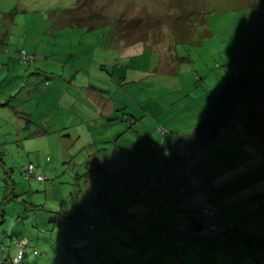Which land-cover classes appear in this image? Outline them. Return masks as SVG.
I'll return each instance as SVG.
<instances>
[{
	"label": "rangeland",
	"instance_id": "obj_1",
	"mask_svg": "<svg viewBox=\"0 0 264 264\" xmlns=\"http://www.w3.org/2000/svg\"><path fill=\"white\" fill-rule=\"evenodd\" d=\"M94 1L81 0L86 3L77 9L104 15L100 23L130 21L128 28L138 35H118V43L128 48H106L111 44L109 24L87 31L69 19V26L57 29L54 12L77 7L78 0H0V17L17 13L8 25L3 17L0 23L1 41V33L9 32L2 56L17 60L11 68H0V105H8L0 107V202L3 195L8 200L1 208L0 264H10L12 237L28 239L29 250L38 251L37 257L28 254L26 263H72L75 252H66L56 238L65 228L50 224L54 214L66 217L83 211L95 217L107 215L105 207L131 214L126 226L139 237L182 250L181 264H264V244L249 233L225 231L226 245L205 250L176 234L177 217L190 215L205 225L208 221L198 211L203 202L221 204L222 197L230 195L248 198L249 206L261 204L262 221L254 228L263 226L264 238V194L259 193L264 192V49L259 46L264 45V0H122L125 7L118 1L119 8L112 0ZM19 48L40 58L22 63ZM150 51L173 66V53L188 61L171 69L162 60L155 68L158 58ZM54 52L56 57L49 55ZM241 73L253 91L241 98L218 139L201 144L189 115L201 116L205 105ZM258 75L262 79L253 80ZM98 85L110 91L111 102L118 105L115 116H104L108 106L91 102L89 88ZM242 105L250 112L247 122L236 119ZM128 117L134 118L131 124ZM159 128L173 132L177 141ZM175 130L194 137L178 136ZM195 140L207 147L203 157H191ZM171 146L175 154L164 150ZM222 155L220 160L227 163L218 159ZM164 160L172 165L163 168ZM29 165L44 182L23 176ZM233 168L224 188L201 186L202 176L207 179L214 171ZM200 174L196 186L192 181ZM189 199L198 209L180 212ZM229 218L226 213L227 223ZM96 226L94 232L90 220L79 226L80 237L89 235L75 243L81 248L76 254L79 264H145L137 251L119 244L113 232Z\"/></svg>",
	"mask_w": 264,
	"mask_h": 264
},
{
	"label": "trees",
	"instance_id": "obj_2",
	"mask_svg": "<svg viewBox=\"0 0 264 264\" xmlns=\"http://www.w3.org/2000/svg\"><path fill=\"white\" fill-rule=\"evenodd\" d=\"M80 1L81 0H78L79 5L77 7H73L71 9H65V10H57V12L55 11V15H58V12H60V14H62L63 20L66 18H69L71 22L77 21L76 22L77 27H86L87 31H92L95 28H99L100 25L106 24V23H100L99 22V21H103L104 15L99 14V13L93 15V14L85 12L84 10L77 9L86 3V2L80 3ZM98 1L99 0H95L93 3H95V2L97 3ZM16 14H17L16 11H11V12H8V13L2 15V17L4 19L9 20V19L13 18L14 16H16ZM86 14H90V17H88ZM77 17L79 19L75 20ZM98 18H101V19L98 20ZM128 23H130V21H125V20H121V19L115 21V23L113 24L112 27L114 29V35H115L116 39L120 38L118 35L122 36V38H125V37H128L130 34L138 33V32H136L135 28H133V29H131V27L128 28V26L130 25ZM133 23H135L134 24L135 27L139 28L138 22H133ZM66 26H69V24H67ZM63 27H65V26L63 25ZM127 31H128V34H127ZM204 33L206 34V32H204ZM8 34H9V32L7 29H5L4 33H1L2 41L0 40V47L6 48L7 43H8V37H9ZM259 46L261 49H264V45L261 44ZM171 50H172V48H171ZM21 52H24V51L23 50L19 51L18 52L19 56H20ZM172 57L175 58L176 62L188 61V59L186 57H176L175 53H173ZM241 77H245L249 80L247 75L244 73H241L238 78H241ZM262 77L263 76L258 75L257 78H253V80L262 79ZM251 91H253V87H252ZM210 103H211V101L209 103H207L206 108ZM5 106H8V105L7 104H4L3 106L0 105V107H5ZM245 111H243V105H242V109L239 112V114L236 115L237 116L236 119L247 122L246 117H249L250 112L247 110H245ZM235 114H236V112H235ZM250 119L251 118H249V121H250ZM231 122H232V119H231ZM26 123L27 124L30 123L29 119L26 120ZM240 124L242 125V129L244 131L248 129V127L244 126L243 123H240ZM158 132H160L162 135L164 134V135H170L171 137L173 136L172 132H166L162 128H159ZM262 141L264 142V135L263 134H262ZM201 144H205V143H201ZM164 150H170L169 154H175L176 153L175 148H173V146L168 147V148H164ZM189 154H190L189 152H187V153L184 152L183 156L188 157ZM174 157H175V155H174ZM29 167H31V174L30 175L26 173V170ZM34 170H35V168L32 165L25 167L23 169V176L26 177L27 179L35 178L38 182H44L45 178L43 176H35ZM39 178H41V180H39ZM7 202H8L7 198H5V195H3L2 201L0 202V217L2 219L4 216H3V212H2L1 208ZM208 206L220 207L218 205H211V204L207 205V207ZM207 207H204L200 211V216L203 219L208 221V223L203 225V227L214 226L210 222H212V220L215 219L216 217H220V218L224 219L222 217L224 213L221 216H214L212 219H208V218L203 217L202 211ZM105 209H106L107 215H103L101 213L100 215L95 216V217H90L88 213H83V211H78L76 214H69L70 216H66V217H64L65 213H55L54 214L55 221L54 222L51 221L50 224L54 225V227L55 226L62 227V230L65 228L64 233L62 234V232H63L62 231L61 233L57 234L56 238L61 239L63 241L62 242L63 247H64V250L66 252L67 251L68 252L69 251L75 252V258H74V260L72 259V263H69L68 259H66L65 260L66 264H79V259H78V256L76 254H77L78 250H80L81 248H75L76 247L75 243L78 240L86 239L87 236H89V235L86 234V235H82L80 237V235L77 234V231L79 230V226L81 225L82 222H88L89 220H90L91 232H94L97 230L96 224H99L102 227L101 232H106V231L107 232L108 231L113 232L114 238H116L118 240L119 244L124 245L126 247H129V248L137 251L139 254V258L145 259V264H173L174 261H177V264H181V263H179V260L184 255V252L182 250H176L174 248H171L170 245H166V246L162 247L161 245L154 244L153 242H150L145 238L139 237L136 233H134L133 230L129 229L126 226V222H128L130 219H132L131 214L119 212L116 209H110L108 207H105ZM192 218H194V217H192ZM101 221L106 223V225L105 224L101 225V223H100ZM197 221L194 223H196L197 227H199L201 222L199 219H197ZM3 222L4 221L1 220L0 225ZM229 224H233L235 228L229 229L228 228ZM110 225H112L116 228L113 230V229L109 228ZM247 226H250L253 229V231H251V232L244 231L243 228H245ZM214 227H216V226H214ZM216 229L218 230V234H217L216 238H214V239L203 237V236L198 235V234H189L188 236H186L183 239H189V240L195 242L197 245L202 247L203 250H205L207 248L216 247L217 244H221V243H223V244L225 243L224 245H226V243H228V241H226V238H225L226 235H224V233H220V230L217 227H216ZM233 230L241 231L244 233H249V235L252 238H254L258 243H260L261 245L264 244V238H263V233H262L263 226H260L258 229H256V228H254V225L252 223H249L246 221L245 222L237 221V222H230V223L226 222V230L225 231H233ZM195 231H197V228H195ZM74 233L77 235H74ZM257 233H258V236L256 235ZM124 237H127V239H124ZM203 241H207L208 244L203 243ZM67 242H70V244H67ZM88 245H91V243H88ZM88 245H86V247H88ZM0 246H1V248H3L2 244H0ZM10 247H11V249L9 250V256L11 257V259H9L10 264H23L24 262H25V264H33L32 262L30 263L29 261H27V263H26V258L28 256V254L32 255L33 257L39 256V253L35 248L29 250V248L31 247L30 243H29L28 239H26L24 237H22L21 239H18L17 237H12ZM11 252H12V256L10 255ZM1 264H3V263H1ZM4 264H5V262H4ZM53 264H55V261H53Z\"/></svg>",
	"mask_w": 264,
	"mask_h": 264
},
{
	"label": "crops",
	"instance_id": "obj_3",
	"mask_svg": "<svg viewBox=\"0 0 264 264\" xmlns=\"http://www.w3.org/2000/svg\"><path fill=\"white\" fill-rule=\"evenodd\" d=\"M107 0H102V2L104 3V2H106ZM113 2H117V4H118V6H117V8H119L120 7V3L118 2V1H121L122 3H123V5H124V2L122 1V0H112ZM133 1H135V0H133ZM19 2V1H18ZM108 2V1H107ZM136 3H139V2H137V1H135ZM164 2H166L167 4H168V0H164ZM167 4H166V6H167ZM18 5H19V3H18ZM151 5H152V3H151ZM124 7H125V5H124ZM56 12H57V10H56ZM6 14V13H5ZM54 16L57 18H54V22H55V26H57V29H63V25L64 26H66L67 25V21H69V18H66V19H64L63 20V18H62V14H60V12H58V15H55V12H54ZM12 19V18H11ZM77 19H79L78 17L75 19V20H77ZM9 22H10V19H9V21H7L6 23H7V25L9 24ZM0 23H1V25H2V23H3V21H2V15H1V17H0ZM115 22H111V21H108V22H106V24H109V25H111V28H109L108 30H109V32L107 33V38H108V40L110 41V43L111 44H109L106 48H112V49H126V48H128V46H125V45H123V44H119V43H122V40L120 39V40H118V39H116L115 38V35H114V29H113V24H114ZM0 25V26H1ZM138 34L136 33V34H130L129 36L130 37H133V36H137ZM128 36V38H130ZM127 38V37H126ZM114 42H116L115 44H114ZM119 42V43H118ZM7 46H8V44H7ZM19 50L21 51V50H23L24 51V53H25V56H26V58L27 59H29L28 60V62L33 58V57H29L26 53H27V51L25 50V49H23V48H19L18 49V51H17V54H18V52H19ZM7 52V54H13L12 52H10V50H7L6 51ZM146 52H148L147 51V49H146ZM150 54H156V56H157V61H156V66H155V68H158V63L160 64L161 62H162V60H163V55H161L160 53H158V52H152V51H150L149 52ZM2 54H3V48L2 47H0V68H2V66H4V64H6V65H8L7 66V68H11V66H10V63L11 64H13V63H17L16 61V58H4L3 56H2ZM125 54H127L126 52H125ZM14 55V54H13ZM19 55V54H18ZM49 55H52V56H54V57H56L57 55H56V53L54 52V53H52V54H49ZM48 55V56H49ZM158 55H160V57L158 56ZM31 56H33V55H31ZM35 58H40V57H36V56H34ZM49 57H51V56H49ZM35 58H33V59H35ZM44 58H46V57H44ZM160 59V60H159ZM173 60H175V58H173ZM123 61V60H122ZM159 61V62H158ZM164 61H165V59L163 60V63H164ZM22 63H25V62H22ZM102 66H101V68H102V70H105V68H107V66L105 65V64H107V63H105V61H102ZM16 65V64H15ZM163 65H166V68H174V66H177L178 67V64H177V62L176 63H174V66L173 65H171V64H167V63H164ZM171 65V66H170ZM20 67L22 68L23 66H19V69H20ZM166 73V72H165ZM75 78V77H74ZM87 87H85V89H86ZM90 91L88 92V94L89 93H91L90 94V98H91V102L93 103V104H95L96 106H100V107H102V108H104V107H106V106H108V110L110 111L109 112V114L108 115H106V114H104V116H108V117H111V116H115V113H116V110H117V108H118V105H116L115 104V102H111V98H109V96H110V91L109 92H107V91H105L103 88H101V86H99L98 85V87H94V86H91L90 88ZM207 105V104H206ZM206 105H205V107H204V109H203V112H205V110H206ZM197 115V116H196ZM200 115V113L199 112H197V113H195V116L193 117V115H192V117H191V115H189V119H190V125L191 126H193L195 123H196V125L200 122V120H202L203 118H204V113H202L201 114V116H199ZM199 117V118H198ZM124 120V118L122 117V121ZM157 119L155 118V122H157L156 121ZM132 121H134V118L133 117H128V124L130 123L131 124V122ZM194 122V123H193ZM92 123L93 124H97L98 123V120L97 119H93L92 120ZM193 124V125H192ZM195 125V126H196ZM175 133L178 135V136H181V137H188V138H190V139H192L194 136H193V134H189V135H186V134H184V133H182L181 131H178V130H175ZM172 134H173V132H172ZM174 136V135H173ZM170 138H171V140L172 141H177V139H174L173 137H171L170 136ZM195 144H194V147H193V149L195 150V152L191 155V157L194 155V156H197L199 153L201 154V157H203L204 156V154H207V152H206V150H207V147L204 145V146H198L199 145V142L198 141H196L195 140ZM160 143H162V144H164L165 145V141L162 139V141H160ZM176 144H178L177 142H176ZM224 156H226V155H222V156H220L218 159L220 160V159H222ZM192 158H195V157H192ZM185 161H186V159H185ZM221 162H223V163H227V161L224 159V160H220ZM229 164H231V165H233V163H229ZM170 165H172V162L171 161H166V160H164V163H163V168H165V167H167V166H170ZM234 170H236V168H233V169H231V170H219V171H214V174H213V176L212 177H208L207 176V179H204V177L200 174L199 176H202V179H203V181L201 182V186L202 185H214L215 187H217L218 189H221V188H224L225 187V185H226V183L228 182V176L230 175V174H232V173H234ZM198 174V173H197ZM245 174H246V171H245ZM211 179H212V181H211ZM158 187L159 186H157V189H158ZM204 190H205V188H204ZM260 194H264V192H259ZM187 194V193H186ZM217 194V193H216ZM188 195H189V193H188ZM257 199H260V198H257ZM233 200L235 201L234 203H233ZM249 199L248 198H245V199H241V200H237V199H235L233 196L232 197H230V195H228V196H224V197H222V199L220 200L222 203L220 204H217V203H210V202H203V204H202V206H201V208L198 210L199 211V213H200V211L204 208V207H207V205H218V206H220L221 208H223V211H224V214H223V218H224V216L226 215V213H229V216H230V222H237V221H239V219L240 220H243V221H246V222H249V223H252L254 226H256V225H258V224H260L261 223V221H262V215H261V213L258 211V208L260 207V205L261 204H259V205H255V203H252L250 206L247 204V203H245L246 201H248ZM245 203V204H244ZM198 208H196L195 206H194V203H193V200H185V201H183L182 202V207H181V209H180V212H186V213H188V211H194V210H197ZM188 220V221H193V222H196L197 221V219L196 218H192V217H190V215L189 216H180V217H178V219H177V221L178 220ZM217 221V222H216ZM198 222V221H197ZM208 223V222H207ZM211 224H213L214 226H216L219 230H220V233H223V232H225V230H226V220L225 219H222V218H220V217H216L215 219H213V221L212 222H210ZM200 225H202L201 223H200ZM203 226V225H202Z\"/></svg>",
	"mask_w": 264,
	"mask_h": 264
},
{
	"label": "water",
	"instance_id": "obj_4",
	"mask_svg": "<svg viewBox=\"0 0 264 264\" xmlns=\"http://www.w3.org/2000/svg\"><path fill=\"white\" fill-rule=\"evenodd\" d=\"M251 89L252 83L247 78L241 77L228 82L220 90L215 100L207 106L204 118L195 126L194 132L200 143L211 144L218 139L220 132L230 126L241 98L248 95ZM191 223L194 222L185 219L176 222L178 238L183 239L189 234H194ZM197 228L203 229V226Z\"/></svg>",
	"mask_w": 264,
	"mask_h": 264
},
{
	"label": "built area",
	"instance_id": "obj_5",
	"mask_svg": "<svg viewBox=\"0 0 264 264\" xmlns=\"http://www.w3.org/2000/svg\"><path fill=\"white\" fill-rule=\"evenodd\" d=\"M20 58H21V62H25V63L28 62V60H29V59L26 58L24 52H21L20 53ZM184 152L187 153L188 151H183V150L181 151L182 154ZM26 173L29 174V175L31 174V167H29L26 170ZM39 180H41V178H39ZM200 181H201V177L198 176V177H195V179L192 181V183L194 185L198 186V184L200 183ZM223 213H224V211H223V209L221 207L208 206L207 208H205L202 211V216L205 217V218H208V219H212L214 216H221ZM190 226L192 228L191 229L192 230V233L201 235L203 237H207V238L214 239V238H216V236L218 234V230L214 226L203 227V229H199V230L196 227V223H191ZM195 228H197V231H195ZM228 228L229 229H233L235 227H234L233 224H229ZM243 230L246 231V232L253 231V229L250 226H247V227L243 228ZM256 235L258 236V233Z\"/></svg>",
	"mask_w": 264,
	"mask_h": 264
}]
</instances>
